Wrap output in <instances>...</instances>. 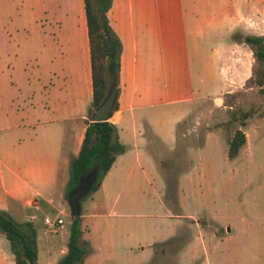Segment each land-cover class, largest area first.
<instances>
[{
  "label": "rangeland",
  "instance_id": "rangeland-1",
  "mask_svg": "<svg viewBox=\"0 0 264 264\" xmlns=\"http://www.w3.org/2000/svg\"><path fill=\"white\" fill-rule=\"evenodd\" d=\"M83 4L0 0V209L34 224L37 264H56L70 233L62 195L91 102ZM107 16L124 43L108 83L127 95L125 150L80 202L76 264H264V92L243 86L244 36L264 34V0H112ZM233 92L250 116L229 159ZM40 139L54 163L30 174ZM57 215L63 224L47 230Z\"/></svg>",
  "mask_w": 264,
  "mask_h": 264
},
{
  "label": "trees",
  "instance_id": "trees-1",
  "mask_svg": "<svg viewBox=\"0 0 264 264\" xmlns=\"http://www.w3.org/2000/svg\"><path fill=\"white\" fill-rule=\"evenodd\" d=\"M84 15L87 27L90 72L91 102L88 122L76 156L70 165L66 190L63 194L67 200L68 193L74 189L83 175H96L89 193L97 190L102 177L110 170L116 156L123 153L125 147L116 136V126L110 120L92 121V108L97 107L109 91V77H117L120 70V53L122 43L114 33L107 13L112 0H83ZM244 42L250 47L252 63L250 75L244 81V88H258L264 92V34L244 36ZM237 92L227 93L224 105L229 107L231 120L237 127L228 141L227 157L233 159L246 144V136L242 127L250 116L249 110H242L233 99ZM116 101L110 116L118 110ZM69 238L66 251L56 264H76L81 261L85 248L80 246L81 214L71 216ZM0 232L9 241L10 251L15 264H37L36 231L32 222L26 221L25 227L13 219L6 211L0 209Z\"/></svg>",
  "mask_w": 264,
  "mask_h": 264
},
{
  "label": "crops",
  "instance_id": "crops-1",
  "mask_svg": "<svg viewBox=\"0 0 264 264\" xmlns=\"http://www.w3.org/2000/svg\"><path fill=\"white\" fill-rule=\"evenodd\" d=\"M245 2H246V0H245ZM83 10H84V4H83ZM112 12L114 13V10H111L109 15ZM115 25H116L115 30H117L118 20L116 21ZM118 36H120V35H118ZM85 37H86L87 43H88L87 27H86V31H85ZM120 40L122 41L121 37H120ZM121 43H122V51H121V53H122L123 48H124V43L123 42H121ZM88 52H89V47H88ZM89 63H90V57H89ZM89 84H91V72L89 74ZM118 88H119V90L117 93V102L119 104V108H118V110L114 111L112 116H110V118H109V120L112 123H114L115 126H117L119 124L118 122L124 121V119H125L123 105L127 99V95L125 94V89H124V85H123L122 81H121V85ZM132 108L130 107V110ZM57 121H59L58 117L53 116L50 119L40 121L39 124L45 125V124L55 123ZM88 121H89L88 118L85 116L84 122H83V134H84L85 126H86ZM82 138H83V135L80 136L79 142L77 143L76 154L79 150ZM41 145L47 146V140L40 139V141H37L35 143H31L32 152L29 153V155L27 156L26 162H25V171H27L30 174H34V173L39 172L41 170L47 169L48 166H50V168H52V166H53V163H54L53 156L52 157L49 156V154L45 152L46 150L45 149L43 150V147H41ZM58 147H59L58 141L54 142L53 150H54L55 155H57ZM25 200H29V199H25ZM64 253H65V251H64ZM0 264H15L14 256L10 251V246L8 247V249L3 247L1 244V241H0Z\"/></svg>",
  "mask_w": 264,
  "mask_h": 264
},
{
  "label": "water",
  "instance_id": "water-1",
  "mask_svg": "<svg viewBox=\"0 0 264 264\" xmlns=\"http://www.w3.org/2000/svg\"><path fill=\"white\" fill-rule=\"evenodd\" d=\"M117 98V87L109 88L103 101L93 109L91 113L92 121H106L109 120L110 114L114 107ZM96 179V175H83L74 189H72L67 196V203L70 209L71 216H78L81 211V200L90 192L92 185Z\"/></svg>",
  "mask_w": 264,
  "mask_h": 264
},
{
  "label": "built area",
  "instance_id": "built-area-1",
  "mask_svg": "<svg viewBox=\"0 0 264 264\" xmlns=\"http://www.w3.org/2000/svg\"><path fill=\"white\" fill-rule=\"evenodd\" d=\"M43 222L47 226V230L55 231L57 227H61L63 224V219L60 215H57L54 219L50 218L49 216H45Z\"/></svg>",
  "mask_w": 264,
  "mask_h": 264
}]
</instances>
